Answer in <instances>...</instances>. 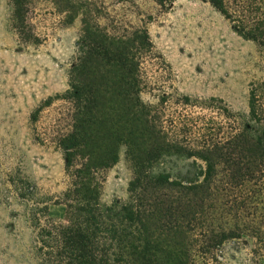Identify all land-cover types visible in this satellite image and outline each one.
Instances as JSON below:
<instances>
[{
  "label": "rangeland",
  "instance_id": "obj_1",
  "mask_svg": "<svg viewBox=\"0 0 264 264\" xmlns=\"http://www.w3.org/2000/svg\"><path fill=\"white\" fill-rule=\"evenodd\" d=\"M244 6L250 18L264 16V0ZM14 13L13 0H0V264H46L36 221H66L71 178L59 139L73 125L65 93L84 18L113 35L148 30L151 48L137 50L141 96L158 106L175 138L201 142L204 128L209 139L222 138L248 117L252 84L264 79V46L241 36L206 0H29L22 22ZM201 163L176 156L166 166L193 177ZM101 177L104 203L129 199L133 167L125 145ZM225 194L210 222L219 228L239 213L245 233L210 253L196 251L194 264H264L252 235L254 218L264 220V187Z\"/></svg>",
  "mask_w": 264,
  "mask_h": 264
},
{
  "label": "trees",
  "instance_id": "obj_2",
  "mask_svg": "<svg viewBox=\"0 0 264 264\" xmlns=\"http://www.w3.org/2000/svg\"><path fill=\"white\" fill-rule=\"evenodd\" d=\"M28 1L13 0L16 22L23 21ZM206 1L241 36L264 46V16L250 18L247 0ZM83 23L80 55L65 93L74 108L73 125L59 139L71 178L64 193L67 218L58 222L48 216L45 224L37 219L44 262L194 264L196 251L210 253L241 239L246 222L239 213L219 228L210 220L218 217L226 190L264 187V79L252 84L248 117L222 138L209 139L207 128L199 132L198 143L175 138L158 106L141 96L137 50L151 48L148 30L113 35L85 18ZM123 145L133 167L130 197L106 204L101 173L119 161ZM176 156L200 160L199 171L193 177L174 176L166 163ZM261 217L252 221V235L255 250L264 254Z\"/></svg>",
  "mask_w": 264,
  "mask_h": 264
}]
</instances>
